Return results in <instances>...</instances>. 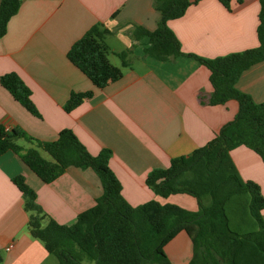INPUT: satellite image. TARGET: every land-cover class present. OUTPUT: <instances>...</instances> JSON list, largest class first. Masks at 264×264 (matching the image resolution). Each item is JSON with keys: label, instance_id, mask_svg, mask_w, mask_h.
I'll return each instance as SVG.
<instances>
[{"label": "crops", "instance_id": "0c3cea01", "mask_svg": "<svg viewBox=\"0 0 264 264\" xmlns=\"http://www.w3.org/2000/svg\"><path fill=\"white\" fill-rule=\"evenodd\" d=\"M154 2L22 0L0 37V78L17 73L29 87L40 116L0 81V124L21 128L40 140L57 139L62 129L70 128L92 154L111 149L109 165L121 183L122 196L132 206L157 199L198 210L194 196L160 197L146 178L152 169L168 167L172 158L208 143L239 111L237 99L214 105L203 102L214 90L211 71L188 54L215 58L259 46L261 4L260 0H231L229 8L221 0L191 4L181 17L168 20L184 54L164 60L146 56L149 36L135 35L140 26L151 31L158 27L160 12ZM98 23L110 30L105 37L108 58L123 71L104 87L96 86L68 57L71 46ZM123 51H128L126 65L119 55ZM236 88L256 102L264 101V60L244 70ZM86 91L92 95L72 111L65 110L73 92ZM17 143L24 148L36 146L24 138ZM231 155L241 177L257 182L264 194L262 157L246 145L236 147ZM18 175L36 191L43 209L62 224L73 223L96 203L104 192L101 179L91 167L70 166L47 183L15 151L0 155L1 264H58L57 257L30 233V213L13 181ZM165 251L170 264H190L193 242L187 231L179 232Z\"/></svg>", "mask_w": 264, "mask_h": 264}, {"label": "trees", "instance_id": "16d2710c", "mask_svg": "<svg viewBox=\"0 0 264 264\" xmlns=\"http://www.w3.org/2000/svg\"><path fill=\"white\" fill-rule=\"evenodd\" d=\"M199 0H155L160 12L158 27H138L135 35L149 36L146 56L171 59L181 54L180 41L168 26V20L181 17ZM243 3L245 0H238ZM230 7L231 0H221ZM22 0H1L0 37L7 32L9 20ZM257 34L259 46L215 58L189 53L211 71L214 90L207 104H224L237 99L239 111L224 124L205 145L188 154L172 158L168 167L152 169L147 185L160 197L187 193L198 202V210L157 199L132 206L121 193V183L109 165L112 151L103 148L92 154L70 128L60 131L57 139L40 140L23 129L0 124V155L9 150L44 181L50 183L70 166L91 167L100 177L103 194L96 203L79 213L71 224L51 217L37 201L36 191L23 175L13 181L23 192L25 209L30 213L31 235L41 240L58 259V264H170L165 246L185 230L193 242L190 264H264V194L253 180H244L231 151L246 145L264 161V101L236 88L242 72L264 60V0H260ZM110 30L101 23L93 25L69 49V59L98 87L119 79L122 68L113 65L105 40ZM127 64L128 51L119 53ZM0 81L30 112L40 116L31 99V91L15 72L1 76ZM92 91L73 92L64 108L70 112ZM19 138L35 142L24 148ZM40 149L50 158L44 157ZM3 262L0 254V264Z\"/></svg>", "mask_w": 264, "mask_h": 264}, {"label": "rangeland", "instance_id": "374dc122", "mask_svg": "<svg viewBox=\"0 0 264 264\" xmlns=\"http://www.w3.org/2000/svg\"><path fill=\"white\" fill-rule=\"evenodd\" d=\"M41 153L46 157V158H50L49 154L47 152H45L44 150L41 149ZM57 259V258H56ZM85 264H92L90 261L88 260H84Z\"/></svg>", "mask_w": 264, "mask_h": 264}, {"label": "built area", "instance_id": "2783aa9c", "mask_svg": "<svg viewBox=\"0 0 264 264\" xmlns=\"http://www.w3.org/2000/svg\"><path fill=\"white\" fill-rule=\"evenodd\" d=\"M12 245H10L7 249H10Z\"/></svg>", "mask_w": 264, "mask_h": 264}]
</instances>
